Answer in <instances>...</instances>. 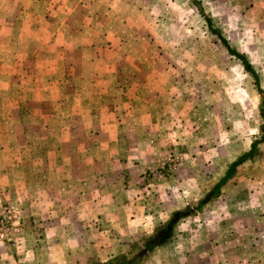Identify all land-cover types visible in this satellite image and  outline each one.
<instances>
[{
    "label": "rangeland",
    "instance_id": "obj_1",
    "mask_svg": "<svg viewBox=\"0 0 264 264\" xmlns=\"http://www.w3.org/2000/svg\"><path fill=\"white\" fill-rule=\"evenodd\" d=\"M197 1L261 90L191 0H0V264H264V0ZM89 33L83 62L64 51ZM30 58L68 62L75 100L44 80L16 99Z\"/></svg>",
    "mask_w": 264,
    "mask_h": 264
},
{
    "label": "crops",
    "instance_id": "obj_2",
    "mask_svg": "<svg viewBox=\"0 0 264 264\" xmlns=\"http://www.w3.org/2000/svg\"><path fill=\"white\" fill-rule=\"evenodd\" d=\"M64 30H67V29H64ZM50 32H52V36H56L58 34L57 31L55 33H54V31H50ZM63 33H61V34H63ZM76 34H77V31L74 32V34H70V35L74 36V38H77L79 36V34L78 35H76ZM93 34H95V35H93ZM65 35H67V33ZM88 35H91V39L84 41V42H82L80 39L78 45L76 43L72 44L70 42H67L66 39L63 40L62 47H63L64 51L70 50L72 52L79 53V56L77 57L78 61L83 62L84 60L82 58H80L81 53L84 50H88L93 46L92 43H95V41H96V39H93V38H94V36H97V33H89ZM24 42L30 43L31 45H28V47H32L33 50L38 49V46H40L39 45L40 43L37 39H35V38L30 39L28 37V35H25ZM36 51H38V50H36ZM44 61L46 63L38 65V67L40 66V67L45 68L47 70L50 69L49 72H44V70L38 71L36 62L31 58L29 59V63H30L29 66H26L22 62H20V59L17 60L16 66H15V75L13 77L14 78V85H16L15 89H16V92H18L16 99H18V100L23 99V94H24L25 90L27 89L28 85H31V84L37 85L39 83L41 84L42 81L44 80L47 83V85L49 86V88L52 90V92L54 93V95H52V97L60 98V103L58 100H54V101H56V103L60 104V107H61V105L65 106V104L68 101L75 100L76 93H77L76 92V83L70 79L71 75L68 74L69 67H67V66L69 65V63L68 62L64 63L63 66H65L66 68H64L62 71L58 70V74H57V73H51V71L58 69V68H56V66L60 67V61H54L52 59H47V61L46 60H44ZM76 66H77V68H79V74H80L79 77L85 75L86 70L81 69L84 67L82 65H80L79 63H76ZM100 68L104 69V67L103 68L99 67L97 69V71L95 72L93 81H91L90 83L92 85L94 92H96V93H99V92L110 93L107 89L103 90L104 83L102 82V80H103V78L106 79L108 76L105 75V76H103V78H101L100 77ZM72 70L74 71V70H76V68L74 67V68H72ZM3 72H4V69H3L2 73ZM97 74H99V75H97ZM110 77H112V76H110ZM86 82H87V80H85V79L82 80V83H86ZM36 92H37V94H39L38 90H36ZM39 104H40V107H38V109H41V110L47 109V111L52 116V120H54V118L59 117L61 115L65 116V114H64L65 112L63 110L60 111V113H59V108L52 110L51 109L52 107L50 105L46 107V106L42 105V103H39ZM42 111H44V110H42ZM15 112L18 113V116L22 115V118H24L25 115L30 114V111H27L21 105H17ZM31 116L34 117L35 119L39 118L38 117L39 114L35 113V112H31ZM37 122L40 125L38 127V130L42 131L43 129H45V130L50 129V123H49V125H47L48 123L44 124L40 120H38ZM1 144L2 145H0V146H5L6 140L2 141ZM37 174H38L37 179H40L38 171H37Z\"/></svg>",
    "mask_w": 264,
    "mask_h": 264
},
{
    "label": "trees",
    "instance_id": "obj_3",
    "mask_svg": "<svg viewBox=\"0 0 264 264\" xmlns=\"http://www.w3.org/2000/svg\"><path fill=\"white\" fill-rule=\"evenodd\" d=\"M191 2L196 6V8L198 9V11L200 12V15L204 18V20L206 21L207 25H208V28L209 30L211 31V33L216 36L221 44L224 46V48L228 51V53L234 57H236L237 59H239L245 70L254 78L256 84H257V87L259 90H261V85H260V78H259V75L257 73V71L252 67L251 63L248 61V59L246 58L245 55L241 54L240 52H238L235 48H233L231 45H230V42L223 36L222 32L216 28L214 25H213V21L211 18H209L205 12H204V8L202 6V4L197 1V0H191ZM262 116L264 118V100H263V106H262ZM262 143H264V138L261 140ZM255 148H256V145L253 147V149L241 156L236 162H234L226 176L223 178V180L221 181L220 185L224 184V182H226L229 177L235 172L236 168L240 165H242L243 163H245L247 160H249L252 156V154L254 153L255 151ZM219 185V186H220ZM181 213H176L175 214V218L176 217H179ZM105 264H131L130 261H127L125 257H117L115 258L113 261H110L108 263H105ZM133 264V263H132Z\"/></svg>",
    "mask_w": 264,
    "mask_h": 264
},
{
    "label": "flooded vegetation",
    "instance_id": "obj_4",
    "mask_svg": "<svg viewBox=\"0 0 264 264\" xmlns=\"http://www.w3.org/2000/svg\"><path fill=\"white\" fill-rule=\"evenodd\" d=\"M179 217H180V216H179ZM179 217H178V218H179ZM171 228H172V226L169 225V226L165 229V231H163L162 233H160L159 235H157V237H155V239L151 240V241L147 244V247L150 249V247H154V246L160 245L162 242H166L168 238H167L166 240H164L163 236H164L165 233L170 234V232H171ZM161 234H162V235H161ZM168 237H169V236H168Z\"/></svg>",
    "mask_w": 264,
    "mask_h": 264
},
{
    "label": "water",
    "instance_id": "obj_5",
    "mask_svg": "<svg viewBox=\"0 0 264 264\" xmlns=\"http://www.w3.org/2000/svg\"><path fill=\"white\" fill-rule=\"evenodd\" d=\"M168 236H169V234L168 233H165L164 236H163L164 240H166L168 238Z\"/></svg>",
    "mask_w": 264,
    "mask_h": 264
}]
</instances>
